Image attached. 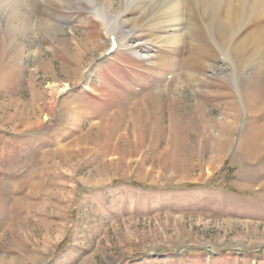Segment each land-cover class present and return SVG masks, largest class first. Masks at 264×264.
I'll list each match as a JSON object with an SVG mask.
<instances>
[{
	"label": "rangeland",
	"instance_id": "1",
	"mask_svg": "<svg viewBox=\"0 0 264 264\" xmlns=\"http://www.w3.org/2000/svg\"><path fill=\"white\" fill-rule=\"evenodd\" d=\"M96 1L101 59L88 0L0 1V264H264L254 23L217 36L187 0L172 33L166 1Z\"/></svg>",
	"mask_w": 264,
	"mask_h": 264
},
{
	"label": "bare ground",
	"instance_id": "2",
	"mask_svg": "<svg viewBox=\"0 0 264 264\" xmlns=\"http://www.w3.org/2000/svg\"><path fill=\"white\" fill-rule=\"evenodd\" d=\"M0 1L3 3L4 6H8L10 4L12 5L18 4L20 2V0H0ZM162 1L163 2L166 1L167 7L173 9L175 13V15L170 18V27L172 28L171 32L172 33L180 32L184 27L183 25L184 19L182 12L184 9V4L186 3L187 0H162ZM199 1H200L199 5L201 4L202 9H204L205 13H208L210 12V10H213L215 15L217 16L218 18L217 28H216V31L218 32V35L216 34L217 36H221L224 38L225 36L229 35L231 38H234L237 34H239L240 32L239 30L242 27L254 23V27L251 30H249V32L245 34L244 37H241L242 40H239V42L242 41V43H244L245 41L248 40L253 41L257 39L259 40L264 39V0H199ZM88 3L92 5V6L89 5L90 8L91 7L94 8L92 9V11L96 14L95 17H98L105 24V26H108L109 31H111L109 32L110 38L111 37L117 38V35H115V27L112 26L111 24V20H113L112 17L109 18L105 16V14L99 9V7H97L96 0H88ZM167 39L170 41L172 45H174L181 41V36L178 34H173L171 37L168 36ZM219 49L222 55V59L224 61H227L232 66L233 70L231 71L230 74L235 79L237 77L236 74L237 65H236V60H234L232 55L233 53L231 50V46H225Z\"/></svg>",
	"mask_w": 264,
	"mask_h": 264
},
{
	"label": "trees",
	"instance_id": "3",
	"mask_svg": "<svg viewBox=\"0 0 264 264\" xmlns=\"http://www.w3.org/2000/svg\"><path fill=\"white\" fill-rule=\"evenodd\" d=\"M214 182H210V183H208V185H206V186H218V185H216L217 183H215V184H213ZM189 187H194V188H198L199 186H189ZM224 187H226V186H224ZM227 189H229V188H231L232 189V187H226ZM255 256H258V255H255Z\"/></svg>",
	"mask_w": 264,
	"mask_h": 264
},
{
	"label": "water",
	"instance_id": "4",
	"mask_svg": "<svg viewBox=\"0 0 264 264\" xmlns=\"http://www.w3.org/2000/svg\"><path fill=\"white\" fill-rule=\"evenodd\" d=\"M106 57V54H103L102 56H100L98 59L104 58Z\"/></svg>",
	"mask_w": 264,
	"mask_h": 264
}]
</instances>
